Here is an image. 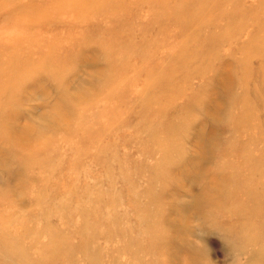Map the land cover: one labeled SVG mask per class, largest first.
I'll return each mask as SVG.
<instances>
[{
  "label": "rangeland",
  "instance_id": "rangeland-1",
  "mask_svg": "<svg viewBox=\"0 0 264 264\" xmlns=\"http://www.w3.org/2000/svg\"><path fill=\"white\" fill-rule=\"evenodd\" d=\"M227 1L177 0L169 10L179 22L163 25L154 21L162 6L151 0L118 1L114 10L84 0L86 12L61 4L51 15L37 12L45 0H17V10L27 6L22 16L13 0L0 1V86L7 76L11 80L0 100L13 94L7 98L15 102L0 103V264H264V211L252 210L254 218L242 214L251 206L243 198L248 183L258 180L245 156L264 157V12L254 25L244 23L241 12L226 11ZM238 1L248 11L264 8V0ZM188 4L193 7L184 10ZM122 20L120 31L116 22ZM120 35L115 42L131 36L142 55L119 52L112 64L121 69L116 80L137 85L127 87L126 100L111 97L102 109L96 106L103 116L98 121L82 104L68 110L80 88L97 96L94 72L109 71L106 44ZM36 51L53 58H31ZM20 54L27 56L26 71L12 65ZM20 78L23 87L14 92ZM157 86L160 108L140 113L139 105L158 101L149 96ZM144 113L158 128H146ZM3 117L42 138L30 149L13 142L17 153L8 152L13 146ZM88 127L93 136L81 142ZM256 133L261 139L254 141ZM218 166L225 174L221 196L213 199L220 208L208 212L200 195ZM153 169L161 179L150 186ZM161 190L171 209L155 204ZM234 190L239 193L226 202ZM232 204L239 215L228 210ZM252 221L262 232L248 241Z\"/></svg>",
  "mask_w": 264,
  "mask_h": 264
},
{
  "label": "bare ground",
  "instance_id": "bare-ground-1",
  "mask_svg": "<svg viewBox=\"0 0 264 264\" xmlns=\"http://www.w3.org/2000/svg\"><path fill=\"white\" fill-rule=\"evenodd\" d=\"M1 2L2 1H4V0H0ZM5 1H7V0H5ZM17 0H13V2H12V5L14 6L12 9H14L15 11H17V12H19V14L20 13H24V12H22L23 10H24V7H27V6H24V7H21L20 9H16L15 8V2H16ZM84 0H45V2H44V4L42 5V6H39L38 8H37V12L38 13H42V12H44V13H46V14H49V15H51V12H52V10H55V9H52V8H54V7H56V6H58V5H61L62 4V6H64L66 9H70V10H72V9H74V8H77V9H80L82 12H86L87 10H86V8L84 7V5L85 4H87L86 2H83ZM96 1H98V0H96ZM101 1H103L104 2V4H102V7L103 8H107V10L109 9V10H114V9H119L120 8V5L119 4H117V2L119 1V2H121L122 3V1L123 0H110V2L111 3H108L109 2V0H101ZM137 2H139V1H143V0H136ZM151 1H155V2H157L159 5L161 4V6H162V11H161V14L158 16V18H156V19H154V21H158V20H160L159 22H161V24L163 25L164 23L165 24H168V22L170 21V22H179V20L180 19H178L179 18V16L178 15H172V13L170 12V10H169V8H170V5L172 4V3H175L176 5H178L179 6V3L177 2V0H151ZM34 1H32L31 3H33ZM241 4H243L242 2L241 3H239V1L238 0H229V1H227V2H225L224 4H223V6L224 7H226L227 5H230L229 7H227V9H226V11H228V9H230V8H233V9H236V10H238L239 12H241L242 14H243V16L245 17V21H244V23H248V22H250L252 25H254L253 24V20H255V19H257L258 17H259V15L260 14H262L263 12H264V8H261V7H259L257 10H256V6H254V5H251L250 6V10L248 11L247 9H245V8H243L242 6H241ZM72 7H71V6ZM110 5H112V7H110ZM203 5L202 4H198V12H197V14L196 15H198V14H200L201 13V11H202V9L200 10V8L202 7ZM183 7H185L184 8V10H188V9H190V8H192L193 7V5L192 4H188V5H185V6H183ZM51 9V10H50ZM89 9H90V7H89ZM50 10V11H49ZM15 11H14V13H15ZM47 11H49V12H47ZM255 11H260L261 13H259V14H256L255 13ZM69 12V11H68ZM71 12H73V11H71ZM75 13H77V12H74V13H71V15H70V18H75L76 16H75ZM66 14V13H65ZM70 14V13H69ZM21 15V14H20ZM63 15V14H62ZM68 15V14H67ZM132 13H130V17L128 16V18L126 19V21H131V17H132ZM195 15V16H196ZM19 16V15H18ZM22 16V15H21ZM38 16V15H37ZM153 17V16H152ZM163 17V18H162ZM64 18V17H63ZM67 18V17H66ZM182 18V17H181ZM125 21H119V22H116V28L118 27L119 28V30L120 31H122L123 29H125L124 28V26L122 25L123 23H124ZM127 23V22H126ZM128 25H129V27L128 28H130V26L132 27V25H131V23H127ZM175 26V25H174ZM15 28H17V27H15ZM19 28V27H18ZM116 28L115 29H113V31H111V33L112 32H114V34H115V36H117L118 35V31L116 30ZM21 29V28H20ZM91 29H93V28H91ZM142 29H144V27L142 28ZM20 31V30H19ZM95 31V30H94ZM108 32H110V29L108 28V30H107ZM124 37V35H120V36H118V37H116V38H114L113 40H109L108 42H107V44H106V46H107V48H108V53H107V56H106V62H107V64H108V66H109V71L108 72H106V73H104V74H102L101 73V71L100 70H97V72L95 73L94 72V74L95 75H97L98 77H99V79H97V80H99V87L101 88L100 90H98L97 91V96H94V98H93V95H92V93H91V91L89 90V89H82V88H80L79 89V91H82V93H78L77 95H74V96H71L70 98H69V101H70V103H72L69 107H68V110L72 107V109L75 107V105L77 104V105H79V104H82L84 107H82V108H85V109H93L92 110V114L94 115V113H95V117H96V120L95 121H98L99 119H102L103 118V116H101V112H98L97 110H96V106H98V107H101L100 109H102L106 104H102L101 106H99L100 105V103L103 101V100H105V101H108L109 100V98L111 99V97H114V98H121V99H124V100H126V97H125V94L128 92L127 90H128V86H134V85H137L136 84V82H138V81H136V80H133V79H131L130 81L128 80V81H126V80H116V77H118V76H116L118 73H120L121 72V69L120 70H118V68L117 69H115V68H113L112 67V64L114 63V62H116L115 60H116V55L119 53V52H121L122 53V51L123 50H128V52H127V54L128 53H135V54H137L138 56L139 55H142L141 54V52L140 51H137V50H133V49H135V47H133L132 46V37L131 36H129L128 38L125 36V39H123L122 41H121V43H117V42H115V41H117V40H121L122 38ZM216 40H218V41H222L223 39H224V36H215L214 37ZM35 40V39H34ZM129 40V41H128ZM14 41L15 40H13V43H14ZM9 42H11V41H9ZM17 42V41H16ZM18 43V42H17ZM20 43V42H19ZM96 43V42H95ZM92 44H94V42H92ZM128 48V49H127ZM131 48V49H130ZM137 49V48H136ZM181 55V57H184V55L183 54H180ZM196 55H197V51H194L193 53H192V56H195L196 57ZM29 56L31 57V58H53V57H51V56H53V54H49V53H46V55L45 54H42V53H40L39 55H38V52L36 51V54H31L30 55V53H29ZM47 56V57H46ZM27 58V56H24V55H22L21 56V54L19 55V56H17L16 58H15V60H16V63H14V64H12L14 67H15V69H16V67L17 66H21V69H20V71H26L27 70V67H26V64H25V62H24V60ZM44 58V59H45ZM34 59V60H35ZM57 60V59H56ZM165 60V62H166V59H164ZM32 61V60H31ZM50 61H52L53 63L55 62L56 63V61H54L53 59H51ZM59 62H62V60H58ZM68 62V61H67ZM80 62H81V60H80ZM93 62H96V60H94ZM100 62V61H99ZM119 64V62H117V65ZM8 68V67H7ZM7 68H6V71H7ZM120 68V67H119ZM149 68H151L150 66H149ZM67 70V69H66ZM18 72V71H17ZM65 74H66V71L64 70V72H63V75L65 76ZM101 76V77H100ZM121 76V75H120ZM104 77V78H103ZM122 78V77H121ZM22 80H24V79H21L20 78V80L19 81H16L17 82V85L15 86V91L14 92H18L22 87H23V82H22ZM109 80H111L110 81V83L108 84V82H107V84L105 83L106 81H109ZM147 80V79H146ZM80 81V80H79ZM101 82H103V86L105 87V86H107L106 88H103L102 89V87H101ZM10 83H11V80H9L8 79V76H7V78H5V79H3V81H2V83H1V85H2V87L0 86V89H3V87H10ZM150 84V83H149ZM154 89L155 90H152L153 91V93H150L149 94V96L150 95H155L156 97H157V99H158V101L157 102H150V103H148V104H146L145 106H143L142 108H141V106L139 105V112L141 113V112H147L150 108H152V107H155V108H160V106H161V101H160V99H161V97H162V95H161V90L159 89V87L157 86V87H154ZM226 89H227V87H226ZM146 90H150L149 89V87H147L146 88ZM106 92V98H103L102 99V97H101V95H102V92ZM11 95H13V94H11ZM11 95H5V99H3V100H0V103H2V102H5V104H8V105H11V104H15V102H14V99H12V98H7L8 96H11ZM127 96V95H126ZM7 98V99H6ZM129 98H130V96H129ZM128 98V99H129ZM116 100V99H115ZM154 105V106H153ZM9 115H13V116H16V113H9ZM107 117H109L108 115H106ZM256 118V117H255ZM9 119V120H8ZM7 119V121L6 122H4V117L3 118H1V121H2V124L4 125V127H5V129L7 130V131H9L8 133H7V135H6V137L9 139V140H11L12 141V143H11V145L13 146V142H15V143H17V144H21V143H26L27 144V146H28V149H30V148H32L33 146H34V144H33V141L32 140H36V139H41L42 137V135H38V136H36V137H31V133L30 132H25L24 130H23V128L22 127H20V124L21 123H19V122H15V121H13L11 118H8ZM10 119L12 120V121H10ZM55 121H58L59 120V118L58 117H55ZM62 120V119H61ZM262 119L258 116L257 117V119H256V121H255V123L257 124V125H259L260 124V121H261ZM63 122H64V124H66L65 126H67L68 128V130H70V125L68 124V123H70V121L69 120H67V123H66V121H64L63 120ZM143 122H146V128L148 129V130H155L156 128H158V126L155 124V121L152 119V116L151 115H149V114H146V116H145V113H144V119H143ZM6 123H10V125H6ZM63 124V125H64ZM53 125H55L54 127L55 128H59V127H61V125L60 124H56V123H54ZM40 126V125H39ZM50 126H51V124H50ZM65 126H63V127H65ZM91 128L92 127H88V130H87V128L85 129V130H82L83 131V135H82V137H81V142H82V140L86 137V136H93V134H92V131H93V129L91 130ZM32 130V129H31ZM43 129H38L37 130V132H41ZM34 131V130H33ZM19 132H21V133H19ZM261 139V138H260ZM259 138H257V133L255 134V136L253 137V140L254 141H256V140H260ZM165 140H167V141H169V139L168 138H166ZM254 141H252V144H254ZM88 142V141H87ZM229 142H232L231 144L232 145H235V141H229ZM252 145H250L248 148H244L242 151H243V154H245V155H249V153L251 152V149H250V147H251ZM79 147L80 148H82L81 147V143H79ZM8 152H13L14 154H16L17 153V149L13 146L12 148H10V147H8ZM88 152H86L85 151V154L86 155H88L87 154ZM101 153H103V152H101ZM99 155H102V154H100L99 153ZM246 158H247V162H251L250 163V168H251V170L253 171V172H256V174L258 175V180H256L255 182H251V181H249V183H248V188H249V190L248 191H246V193L245 194H243V198L247 201V204H251V206L249 207V209L247 208V209H244L243 211V213L242 214H245L246 216H248V214H249V218L250 217H252V218H254L255 217V215H251L250 213L252 212V210H253V212L255 211V213H260L259 211H260V209H262L263 211H264V198L262 197V195H261V191H262V189L264 188V157L262 156V154H261V156L256 160V158L257 157H255L254 155L253 156H245ZM254 160H256L255 162H254ZM224 162H225V160H224ZM30 165V164H29ZM222 165V164H221ZM263 165V166H262ZM157 166H159V165H157ZM230 167H231V165H230ZM214 172H216V177H214L213 176V179H214V182H204L203 184H205V185H203V187H202V191H201V197L204 199V202L206 203V207L208 208V212L209 211H215V212H219L218 210H219V206L218 205H216L215 203L216 202H214V198H217L218 196L220 197L221 196V194H219L220 192H221V190L219 189V185L218 184H220L221 182H222V179H223V174H224V169H222L221 168V166H218V167H216V169H214L213 170ZM205 172V171H204ZM157 173V170H155V169H153V173H152V179H151V183H150V186H154V184L156 183V182H160V179H161V177H159V175H157L156 174ZM220 173H222V175H220ZM225 175V174H224ZM172 179V178H171ZM163 180H164V182L166 183L167 182V179H165V177H163ZM32 181L33 180H31L30 182L32 183ZM231 182L232 181H230V183H229V186H230V184H231ZM181 183H182V181H181ZM207 184H213V185H211V186H209V185H207ZM254 187L253 189L251 188V187ZM151 189H153V187L151 188ZM165 191V190H164ZM163 190H161V193H160V195H159V198H158V201L155 203V204H159V205H162V202L165 204V210H168V209H171V206H170V204L169 203H167L166 201H165V199H164V194H163V192H164ZM23 192V191H22ZM148 192V191H147ZM239 193V192H238ZM237 192H235V190L232 192V193H230L229 194V196H227L226 197V202L227 201H231V199H232V197H234V196H236L237 194H238ZM223 197H224V195H223ZM149 198V197H148ZM254 198H256V200H255V202L253 203V201H254ZM219 199V198H218ZM217 199V200H218ZM216 200V201H217ZM202 201V200H201ZM152 202H155V200H151L150 201V204L148 205V210L151 208V203ZM231 206V207H230ZM236 209V207L232 204V205H229L228 206V210L229 211H231V210H235ZM238 210H235V212H237ZM239 211H241L242 212V210H239ZM239 211H238V214L237 215H239ZM233 214V213H232ZM245 216V217H246ZM256 217L257 218H259V217H261V215H256ZM263 218H264V216H263ZM165 219H166V222H167V224L170 226V227H172V223L171 222H173V220L172 219H170L168 216H165ZM252 225L251 226H249V229H250V231L247 229V231H246V233L248 234V241H249V238H252V236H253V232H254V234H256V237L262 232V231H259L258 229H257V226H256V223H255V221H252V223H251ZM260 224V223H259ZM263 224V223H262ZM173 228V227H172ZM173 237V236H172ZM174 238H176V236L175 237H173L172 239L174 240ZM166 239H168V238H166ZM230 239L232 240V241H234V239L232 238V235H230ZM158 240V239H157ZM156 240V241H157ZM169 240H171V238L169 239ZM153 242H155L154 240H152ZM247 241V242H248ZM171 243H173V242H171ZM239 250H241V249H239ZM238 250V251H239ZM57 250L56 249H53V253H55Z\"/></svg>",
  "mask_w": 264,
  "mask_h": 264
}]
</instances>
